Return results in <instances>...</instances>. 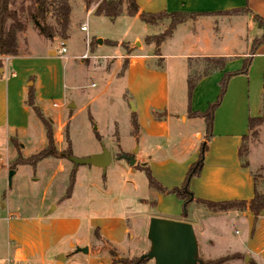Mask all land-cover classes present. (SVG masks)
<instances>
[{"label": "crops", "instance_id": "1", "mask_svg": "<svg viewBox=\"0 0 264 264\" xmlns=\"http://www.w3.org/2000/svg\"><path fill=\"white\" fill-rule=\"evenodd\" d=\"M135 1L138 5V14L140 12L160 11L167 13L201 12L210 14L178 23L171 36L166 39L171 41L174 33L180 30L191 41L186 48L187 51L184 53L169 54L164 52L163 46L167 42L165 40L159 46V55L155 54L154 44L144 43V38L161 33L165 25L158 23L146 24L139 19L138 14L128 16L125 11L111 21H119L127 26L139 21L140 28L147 33H144L143 40L140 39L139 35H134L132 40H139L141 47L131 48L130 44L132 43L129 41L102 40L101 44L96 41V46H101L103 43L109 44V41H113L117 44L116 48L119 47L117 55L112 57L109 62L110 71L105 76L100 75V77H106L107 82L117 78L124 86L122 88L124 91L123 96L132 104L131 109H129L128 121L130 123L131 113L134 112L138 123L136 133L132 134L130 132L133 136L131 147L135 146V153L133 152L134 149H130V151L121 148L118 146L119 144H114L110 147L104 145L111 155V162L106 167V170L110 167L112 161H117L121 174L119 180H123L124 176L132 175L136 167L142 171L148 168L151 176L163 188L179 187L184 180L189 165L196 161L201 144L205 143L207 144V151L204 155L203 165L198 175L191 178L188 186L193 196L191 203H195L196 199L208 201L249 200L253 196L254 187L258 191L263 192L264 182L256 184L250 169L242 167L238 149L242 136L248 133V118L260 116L262 109L264 42L256 45L254 53L250 54V39L251 33L254 35L259 33V28L255 26L253 21V15L257 14L264 18V6L261 8L257 7L259 3L264 5V0ZM246 1L250 5V7L247 6L250 12L233 15L220 14L222 11L244 7L246 6ZM253 1H257L256 6L252 4ZM68 2L70 4V0ZM83 5L86 13H94V0L90 1L89 6H86L85 2ZM214 12H218V14H212ZM211 18L214 19L215 23L228 22L230 28L222 27V29L224 32L227 31L228 35L234 34L238 49L223 41L218 42L220 47L215 49L214 30H218V37L221 36V32L219 33L217 25L213 26L210 24ZM230 22L240 24V30L236 31L231 28ZM82 24L84 23L79 25V29ZM27 26L21 36L19 35V55L0 56V148L1 144L4 143L8 148V156L10 155V148H12L10 146L12 138L20 145L19 152L21 153V149L24 148V144L21 142L22 138L36 129L33 126L34 120L28 114L31 109L23 101L22 92L24 89L19 84L20 79L27 75L28 70L27 68L22 69L23 67H19L20 69L17 73L10 72L9 74L8 72L9 68L20 66V63L23 64L31 60L28 56L30 50L33 51L31 44L25 39L23 44L21 43V37L23 38L27 35ZM209 30H212L213 34H210ZM36 35L38 36L39 45L43 47L41 51L51 55V57L45 59L46 70H50L52 68L50 62L58 61L57 59H63L65 63L72 61L68 80L64 76L62 82V96L66 99L67 96L72 95L71 90L76 91L80 88L75 79L76 75H78L74 70L76 62L73 61L79 60V73L81 72L82 64L86 63L87 60L77 58L76 56H80L78 53H71L68 57L64 56V54L61 55L59 47L51 52L46 48L48 43L56 38L46 39L38 32ZM68 37L69 26L67 37H58V40L67 41ZM205 57L225 58L224 67L221 70H214L205 76H201L188 96L186 79L189 73V63L193 58ZM167 58L178 59V62H173L176 63L174 66L178 77L177 90L173 99L169 92L171 63H169ZM246 58L250 59L247 73L230 77L220 104L214 111L211 137L206 140L203 119L190 114L203 112L209 104L214 102L219 92V82L223 74L239 70ZM124 60L126 65L123 72L120 73ZM4 75L7 76L5 79L3 78ZM30 86L31 84L28 85V87ZM68 93L70 94L68 95ZM9 95L12 101L14 96L18 98L17 110L13 109L15 111L12 112V116L8 112ZM35 99L38 102L36 105L40 108L43 115L48 117L49 113L40 104L41 97L36 95ZM69 104L73 103L69 102L66 106L67 108L71 109L74 107H69ZM152 111L163 112L164 116L161 119H157L152 114ZM115 124L117 127L118 123L115 122ZM38 131L40 132L41 129L38 128ZM100 150L101 145L94 146L88 155L82 157L100 152ZM58 151L62 150L59 149ZM131 154H134L135 159L133 166H130L128 161L121 157ZM16 155L17 151L15 153L12 152L11 159H14ZM22 157L24 156L22 155ZM0 159L2 158L0 157ZM43 161L54 163L51 158ZM80 167L82 166L74 168V186L69 197H64L68 183L66 174V176H61L59 179L57 195H54L52 190L50 194L45 191L37 201L31 202L21 196V207H14L12 201H10L11 198L8 199V203L2 205L3 209L7 210L8 213L6 217V239L8 243L5 257L2 259L6 264H74L76 260L81 259H84L85 264H113L111 257L100 248L98 243L104 241L120 249L126 238L128 236L131 237L134 233L130 226V218L128 215L117 213L110 208H107L106 211L97 210L98 207L105 204L97 200L95 202L91 200L89 197L91 189L89 188L75 192L74 188L77 186V179L84 177L77 176L78 171L83 173V170H79ZM87 167H89L87 169L88 172L93 173L96 178L99 177V172L97 171H100V168ZM54 178L55 176L47 178L46 183L49 189ZM34 180L40 182L43 177L37 176ZM92 185L90 183L88 186L91 187ZM145 185L146 194L149 195L151 202L155 204L158 210L159 215L153 216L174 218L182 215V202L173 194L160 193L150 188L147 183ZM131 186L134 190L140 189L135 181L131 182ZM81 187L83 188L84 185L80 181L79 189ZM19 189H21L20 186H18ZM105 190L108 192L107 187H105ZM90 206H95L96 209L91 211L89 210ZM240 215L247 218L248 223L253 226L251 229L249 228L247 238L243 244H247L252 235L255 236L252 243H256L261 238L263 239L264 214L259 215L255 223L250 211H240ZM146 225L148 226L143 221L138 229L146 227ZM252 230L253 232H251ZM83 247L87 248L86 253L77 250V248ZM258 249H255L253 254L247 250L239 253H245L253 264H256L253 256L264 264V257L261 256V253H264V247ZM101 252L104 258L97 257V254ZM59 256H63V259L59 260Z\"/></svg>", "mask_w": 264, "mask_h": 264}, {"label": "rangeland", "instance_id": "2", "mask_svg": "<svg viewBox=\"0 0 264 264\" xmlns=\"http://www.w3.org/2000/svg\"><path fill=\"white\" fill-rule=\"evenodd\" d=\"M18 1H23L25 4L30 2V0ZM84 2L85 0H70L71 14L69 37L67 41H64L67 47L64 56L68 57L71 53H78V55H81L85 51L90 56L89 59H85L87 61L82 64L81 72L79 73V60L73 61L76 62L74 70L78 75H76L75 79L80 88L76 91L71 90L72 95L68 93V98H63L62 82L64 76H66L65 78L68 80V73L71 70L72 61L65 63L63 59H57L58 61L50 62L52 68L46 70L45 59H48L51 55L41 51L43 47L39 45L38 36L36 35L37 31L30 22L27 24V35L23 38L21 37V43L23 44L25 39L31 44L33 51L30 50V54L28 55L31 60L23 64L20 63V66H13V68L8 69L10 74V72L17 73L20 69L19 67H23L22 69L27 68V75L22 77L19 83L21 88L25 90V92L24 90L22 92L24 96L23 101L27 98L28 85L31 84L34 97L36 95L41 97L40 104L46 109L47 113H49V116L46 118L52 120V133L56 154L54 156L42 158L32 167L25 162H14L15 158L11 159V154L12 152L15 153V150L10 148L9 157L7 153L8 148L4 143L1 144L0 264H6L2 259L5 257L8 243L6 239V217L8 213L7 210L3 209L2 205L8 203V199L11 198L10 201H12L14 207H21V196L23 199H28L31 202L37 201L45 191L50 194L52 190L54 195H57L59 179L61 176H66V174L69 183L70 176L74 173L75 167L73 163L67 160V155H62L63 150L66 148V139L68 137L71 143V150L75 157L88 155L94 146H100L101 144L108 147L119 144L118 146L127 150H133L135 147H131L133 136L130 133V123L128 121L129 109H131L132 104L123 96L124 91L122 88L124 86L117 78H113L112 81L107 82L106 77H100V75L105 76L106 73L110 71L109 62L112 57L117 55L116 53L119 47L116 48V43H114V45L103 43L101 46H96V39L100 38L106 41L121 40L133 43L135 41L132 40L134 35H139L140 39L143 40V35L147 32H143L140 28L141 25L139 21L127 26L119 21L114 22L108 18L97 16L93 12L86 13V9L83 5ZM256 2L257 1H253L252 4L256 6ZM245 5L250 7L247 1ZM263 6L264 5L261 3L257 5L259 8ZM156 21L158 24L165 25L164 31L171 20L169 17H158ZM253 21L255 26L259 28V33L257 35L251 33L250 44H252L255 39L261 38L264 35V26H259L258 22L254 19ZM48 22L52 23V19L49 18ZM81 23L86 24V31H81L79 29ZM210 24L213 26L217 25L219 33L221 32V36L218 37V30H214V41L216 42H214L215 49L220 47L218 42L221 41L238 49L234 34L231 33L228 35L227 31L224 32L222 29V27L230 28L228 22L222 24L220 22L215 23L214 19L211 18ZM230 25L234 30H240V24L230 22ZM209 32L213 34L212 30H209ZM55 38L56 39L48 43L46 48L51 52L59 47L60 40H58V36H55ZM143 42L146 43L145 41ZM190 43L191 41H189L180 30H177L171 41H167L164 44L163 51L169 54L184 53L187 51L186 48ZM76 57L79 58V56ZM167 59L169 63H171L169 92L173 99L174 94H176L178 79L177 71L174 66L176 63L173 62H178V59ZM205 65H207V63L204 62L203 58H193L190 61V69H195L198 72H200ZM6 77V75L3 76L4 79ZM17 100L18 98L14 96L12 101L9 95L8 112L10 116H12L13 111L17 110ZM69 102L74 104V107L71 109L66 107ZM53 103L56 105H53ZM35 104H38L36 99ZM28 114L31 116L32 120H34L33 126L36 129L22 138L21 142L24 144V148L21 149V153L24 156L23 158L39 152L46 145L43 125L33 114L32 110L28 111ZM115 122L118 123L117 127ZM37 127L41 129L40 132ZM95 133L102 135L99 136L100 141L95 137ZM242 146V149L246 150V153L244 152L241 157V162L247 164L256 184L264 182V93L262 95L260 118L252 123L251 128L243 140ZM57 149L62 151H58ZM47 158H51V161L54 163L44 162L43 160ZM118 165L119 163L117 161H112V164L107 170L97 171L99 172L98 178H96L93 173L87 171L89 168L87 165H81L82 167H80L79 170H83V173H79L81 171H78L77 176L84 177H79V180L77 179L78 183L74 190L77 192L78 190H86V188L91 189L89 193L90 199L94 200V202L97 200L105 204L101 207L97 206V210L106 211L107 208H110L117 213L128 215L130 218V226L134 233L131 237L128 236L126 238V241L120 249L115 247V250L116 257L127 260L129 264H135L136 262H140V256L145 254L149 249V241L146 237L147 225L141 229L138 228L143 221L148 224L149 219L154 217L153 215L159 214L155 204L151 202V198L146 194L145 184L147 183V178L145 172L136 167L132 175L124 176L123 180H119L121 174ZM9 170L13 171L10 181L8 180ZM37 176H42L43 180L40 182L34 180ZM50 176H55V178L53 182H51V188L49 189L46 182L47 178ZM80 181L84 187L79 189ZM132 181L136 182L140 188L139 190L132 189ZM90 183L93 184L91 187L88 186ZM18 186H20L21 189L18 190ZM105 187H107L108 192L105 190ZM92 209L94 210L96 207L90 206L89 210L92 211ZM183 214L169 219L185 221L192 225L197 240L198 262L201 264H207L210 260L231 254H239L241 258L227 261L224 264H253L251 259H244L245 253L239 252L247 250L249 253L253 254L255 249L264 247V238L257 240L256 243H252L255 239L254 235L247 241V244H243L247 238L249 228L251 229L253 226L248 223L247 218L241 215L239 216L240 211L235 208L219 211L210 208L205 203L195 202L189 203L186 210L183 211ZM251 232H253V230ZM98 245L106 253H108V249H114L113 245L105 243L104 241L99 242ZM261 256L264 257V253H261ZM97 257L104 258L103 253L97 254ZM83 260H76L74 264H85ZM253 260L256 264H262L260 260L254 256ZM139 264H153V260L143 258Z\"/></svg>", "mask_w": 264, "mask_h": 264}, {"label": "trees", "instance_id": "3", "mask_svg": "<svg viewBox=\"0 0 264 264\" xmlns=\"http://www.w3.org/2000/svg\"><path fill=\"white\" fill-rule=\"evenodd\" d=\"M92 0H85L86 6ZM95 9L94 14L97 16H105L109 20L115 19L117 16L121 15L124 11L128 16H135L138 14V5L135 0H94ZM71 6L68 0H30L28 4L23 1L18 0H0V56H18L20 53L19 48V35H21L25 29L27 23H31L38 34L42 35L46 39H53L55 36L60 38L67 37V30L70 20ZM248 13L250 12L247 6L241 8H233L231 10L222 11L220 14H237V13ZM210 13H193V12H140L138 14L139 19L146 24H155L158 17H169L170 23L167 28L157 35L146 36L144 41L146 44L154 43L155 54L159 55V46L171 36L175 26L178 23L187 21L189 19H195L199 16L208 15ZM212 14H218L214 12ZM52 19V23L48 22V19ZM253 19L258 22L259 26H264V18L254 14ZM264 42V35L261 38L255 39L250 45V54L254 53L255 46L259 43ZM110 45H114L113 41L108 42ZM204 62L207 63L200 72L195 69H190L189 63V73L186 79L188 96L191 94L197 80L201 76H205L214 70H221L225 64V58L223 57H205ZM249 58L244 59L243 65L239 70L233 72L224 73L219 82V92L214 102L208 105V107L203 112H194L190 115L201 117L205 123V138L206 140L211 137L212 134V122L215 109L220 104V101L225 93L227 83L230 77L238 74H246L249 66ZM124 64V65H123ZM126 65L124 60L120 73L123 72ZM191 72V73H190ZM264 81V79H263ZM25 104L34 112L36 117L41 121L45 130L46 145L39 152L30 155L29 157L23 158L19 152L20 145L15 139H11L10 143L12 148L17 151V155L14 162L27 163L34 167L38 161L47 156H54L56 154V148L54 145L53 133H52V121L46 118L41 112L40 108L35 104L34 91L32 87H28L27 98ZM152 114L157 119H161L164 116L163 112L152 111ZM258 117L248 118V131ZM131 133L135 134L137 131V119L134 112L131 113L130 118ZM247 135V134H246ZM246 135L242 136V141L238 149V156L240 158L243 156L246 150L242 149V143ZM100 135L95 133L97 140H100ZM66 148L63 150L62 155H72L71 143L69 137L66 139ZM207 151V144L202 143L198 157L196 161L191 163L185 174L184 180L179 187H173L171 189H165L160 186L154 178L151 176L148 168L144 169L147 184L150 188H153L160 193L173 194L178 200L182 202V214L186 210V207L193 200L192 193L189 191V182L192 177L197 176L204 162V155ZM242 167H247L246 163H242ZM136 167V166H135ZM74 173L70 176V181L68 183L64 197H69L74 185ZM195 202L205 203L207 206L214 210H224L235 208L239 211L248 210L253 215V222L255 223L257 217L264 214V192L258 191L254 187L253 196L249 200L242 199H231L223 201H208L196 199ZM184 215V214H183ZM108 255L111 257V262L129 264L127 260L116 257V250L108 249ZM239 254L226 255L224 257L216 258L210 260L207 264H224L227 261L240 259ZM141 262V259H140ZM136 262L135 264H139ZM201 264V263H197Z\"/></svg>", "mask_w": 264, "mask_h": 264}, {"label": "water", "instance_id": "4", "mask_svg": "<svg viewBox=\"0 0 264 264\" xmlns=\"http://www.w3.org/2000/svg\"><path fill=\"white\" fill-rule=\"evenodd\" d=\"M98 44L102 43V39H96ZM131 48H140L141 43L136 40L130 44ZM74 104H69L73 107ZM136 151V148L134 149ZM133 150V152H134ZM134 154L121 156L126 159L130 166L135 163ZM67 159L74 164L75 167L81 165L93 166L105 171L106 167L111 162L109 150L101 144L100 152L90 154L85 157H75L68 155ZM13 171L9 170L8 180L10 181ZM146 237L149 241V249L145 254L140 256V259L146 258L153 260V264H197L198 263V248L192 225L185 221L151 217L147 226ZM77 250L86 253L87 248H77ZM59 260L63 256L58 257ZM245 260L248 256L245 255Z\"/></svg>", "mask_w": 264, "mask_h": 264}, {"label": "built area", "instance_id": "5", "mask_svg": "<svg viewBox=\"0 0 264 264\" xmlns=\"http://www.w3.org/2000/svg\"><path fill=\"white\" fill-rule=\"evenodd\" d=\"M80 30H82V31H86V30H87V26H86V24H82V25L80 26ZM65 52H66V44H65L64 40H60V42H59V53L62 55V54H64ZM79 58L82 59V60H85V59H89L90 56H89V54L85 51L83 54H81V55L79 56ZM54 105H55V104H54Z\"/></svg>", "mask_w": 264, "mask_h": 264}]
</instances>
